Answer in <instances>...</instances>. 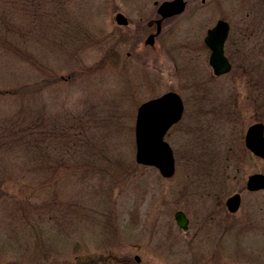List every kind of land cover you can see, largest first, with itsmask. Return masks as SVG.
Segmentation results:
<instances>
[{"label": "rangeland", "instance_id": "374dc122", "mask_svg": "<svg viewBox=\"0 0 264 264\" xmlns=\"http://www.w3.org/2000/svg\"><path fill=\"white\" fill-rule=\"evenodd\" d=\"M154 1L0 0V264H264V189L244 185L264 173L244 145L264 123V0H186L150 45ZM218 18L222 75L203 41ZM169 90L164 177L136 162L134 123Z\"/></svg>", "mask_w": 264, "mask_h": 264}, {"label": "water", "instance_id": "95a60500", "mask_svg": "<svg viewBox=\"0 0 264 264\" xmlns=\"http://www.w3.org/2000/svg\"><path fill=\"white\" fill-rule=\"evenodd\" d=\"M158 1H154L157 4ZM186 0H163L157 6L159 17L149 19L148 25L155 23V32L145 38L146 44L152 45L154 37L160 32L164 18L177 15L185 9ZM116 22L126 24L127 18L121 12L115 14ZM228 21L218 18L206 30L204 43L210 49L208 62L214 74L226 73L231 63L224 52V44L229 33ZM183 102L175 91H166L156 97L141 102L136 110L134 125L135 160L138 163L152 165L158 168L164 177L174 173L175 163L172 148L164 139L168 128L176 123L182 116ZM245 146L255 155L264 158V124L261 121L251 123L245 131ZM249 190L264 188V173L253 172L247 176L245 182ZM240 204V194L235 192L227 197L226 206L234 212ZM176 223L183 229L188 228V219L181 210L174 213ZM138 259V256H136Z\"/></svg>", "mask_w": 264, "mask_h": 264}, {"label": "flooded vegetation", "instance_id": "af4514ba", "mask_svg": "<svg viewBox=\"0 0 264 264\" xmlns=\"http://www.w3.org/2000/svg\"><path fill=\"white\" fill-rule=\"evenodd\" d=\"M156 15H157L156 17H153V18H151V19L158 18L159 15H158V13H157V7H156ZM163 21H164V20H163ZM163 21H162V22H163ZM154 24H155V23H154ZM154 24H152V25H148V24H147V26H148L150 29H152V28L154 27V31H155V28H156V27H155ZM161 28H162V24H161ZM154 31H149L148 34L154 32ZM148 34H147V35H148ZM229 61H230V60H229ZM230 63H231V62H230ZM231 67H232V65H231ZM244 185H245V184H244ZM225 206H226V204H225ZM239 206H240V205H239ZM188 221H189V220H188ZM134 258L137 259L136 255L134 256ZM137 260L139 261V257H138Z\"/></svg>", "mask_w": 264, "mask_h": 264}]
</instances>
